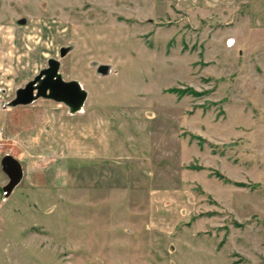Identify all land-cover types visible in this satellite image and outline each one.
<instances>
[{
	"label": "rangeland",
	"instance_id": "obj_1",
	"mask_svg": "<svg viewBox=\"0 0 264 264\" xmlns=\"http://www.w3.org/2000/svg\"><path fill=\"white\" fill-rule=\"evenodd\" d=\"M60 48L105 151L75 119L35 198L0 157V264H264V0H0V105Z\"/></svg>",
	"mask_w": 264,
	"mask_h": 264
},
{
	"label": "crops",
	"instance_id": "obj_2",
	"mask_svg": "<svg viewBox=\"0 0 264 264\" xmlns=\"http://www.w3.org/2000/svg\"><path fill=\"white\" fill-rule=\"evenodd\" d=\"M25 54L26 56L22 58V61L28 62V64L31 61L30 57L32 55H34V61L39 62V60H41V54H33V52ZM28 74L29 71L26 69H23V72H20L18 80L20 79L19 81L21 82L14 91V97L11 98L12 100L9 99L7 104H5L6 102L2 103L0 105V110L8 111L10 115V119H6V128H3L2 130L4 140L7 141L5 144L8 146L6 154L16 158L20 162L23 169V178L17 186L22 184L23 188L25 190L31 191L35 198V189H41L44 191V189L46 190L48 187L56 185L58 182V178L55 176L56 174H43V172L37 168V163H35L36 156L42 155L38 150H41V152L44 150L41 148L39 149V145L43 146L44 144V146H57L56 144L61 143L56 136L62 139V134L64 132L68 133V135H71L75 130L81 128L78 129V132L82 131L86 136V138L83 135L81 136L80 141L83 142L82 144H86L85 146H97V149L102 146L99 150L104 152L105 147L103 148V146H106V144L99 141V138L90 140L89 136L93 133H97V135H106V128L105 125H103V121H105L106 118L104 115H102V113L99 114L98 112H95L98 110L92 112L94 113L93 117L89 115L90 113L88 114L84 111L87 104L88 94L81 109L76 112H73L65 103L51 98H46L42 95L38 97L35 91L27 92L26 94H22L18 98L14 99L16 91L22 92V88L31 80V78H28ZM81 87L83 88L82 84ZM4 96L5 95H0V102L3 101L2 98ZM52 103L58 105L64 104L65 108L58 109L57 105L56 108L50 109V105ZM77 118L81 119V123L80 125H76V129L75 119ZM95 119H97V121ZM97 122L98 126H96ZM105 122L107 123V121ZM113 131L117 133V125ZM42 133H44V135L50 134L53 141L48 139V142H45L44 138L43 140L40 139ZM44 151L49 152L47 150ZM54 166H56V164ZM43 178L45 179L43 180Z\"/></svg>",
	"mask_w": 264,
	"mask_h": 264
},
{
	"label": "water",
	"instance_id": "obj_3",
	"mask_svg": "<svg viewBox=\"0 0 264 264\" xmlns=\"http://www.w3.org/2000/svg\"><path fill=\"white\" fill-rule=\"evenodd\" d=\"M49 79L53 82L50 81L49 85L43 86V90L37 93L38 97L42 95L65 103L73 112L81 109L87 98V92L79 82L63 81L56 70L50 75ZM32 90L33 88H30L27 92ZM1 168L8 177V183L3 187V191L6 195H9L23 178V169L20 162L8 154L1 159Z\"/></svg>",
	"mask_w": 264,
	"mask_h": 264
},
{
	"label": "flooded vegetation",
	"instance_id": "obj_4",
	"mask_svg": "<svg viewBox=\"0 0 264 264\" xmlns=\"http://www.w3.org/2000/svg\"><path fill=\"white\" fill-rule=\"evenodd\" d=\"M25 24L26 23L24 22L23 26ZM44 25H45V23H43V26ZM39 31H40V29H39ZM59 53L62 55L66 54L65 50L63 48H60V50H58V52H55L51 57L48 56L47 64H45V66H43L42 68H40L38 70L37 74L34 75V77L22 88V92L16 91L14 99L18 98L22 94H26L27 91L30 90V88H33L32 91H35L36 94L41 92L43 90V86L49 85L50 81L53 82V80L49 79V77L55 70L60 75V77L63 81L69 82L68 80L63 78V74H62V70H61L62 64L60 61L61 55L59 58H57L59 56Z\"/></svg>",
	"mask_w": 264,
	"mask_h": 264
},
{
	"label": "built area",
	"instance_id": "obj_5",
	"mask_svg": "<svg viewBox=\"0 0 264 264\" xmlns=\"http://www.w3.org/2000/svg\"><path fill=\"white\" fill-rule=\"evenodd\" d=\"M0 84H3V82H0ZM1 95V94H0ZM2 138V137H1ZM2 144H1V139H0V157L2 156L3 154V150H2Z\"/></svg>",
	"mask_w": 264,
	"mask_h": 264
},
{
	"label": "trees",
	"instance_id": "obj_6",
	"mask_svg": "<svg viewBox=\"0 0 264 264\" xmlns=\"http://www.w3.org/2000/svg\"><path fill=\"white\" fill-rule=\"evenodd\" d=\"M237 185H239V184H237Z\"/></svg>",
	"mask_w": 264,
	"mask_h": 264
},
{
	"label": "bare ground",
	"instance_id": "obj_7",
	"mask_svg": "<svg viewBox=\"0 0 264 264\" xmlns=\"http://www.w3.org/2000/svg\"><path fill=\"white\" fill-rule=\"evenodd\" d=\"M5 154V153H4Z\"/></svg>",
	"mask_w": 264,
	"mask_h": 264
}]
</instances>
